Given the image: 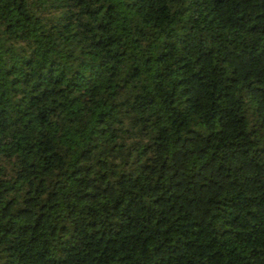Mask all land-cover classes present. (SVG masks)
I'll use <instances>...</instances> for the list:
<instances>
[{
    "label": "trees",
    "instance_id": "1",
    "mask_svg": "<svg viewBox=\"0 0 264 264\" xmlns=\"http://www.w3.org/2000/svg\"><path fill=\"white\" fill-rule=\"evenodd\" d=\"M0 264H264V0H0Z\"/></svg>",
    "mask_w": 264,
    "mask_h": 264
}]
</instances>
